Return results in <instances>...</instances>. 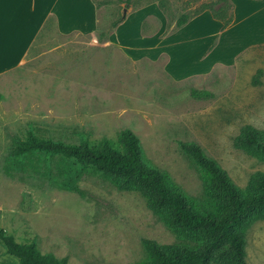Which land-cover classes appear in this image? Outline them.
<instances>
[{
    "label": "rangeland",
    "instance_id": "obj_1",
    "mask_svg": "<svg viewBox=\"0 0 264 264\" xmlns=\"http://www.w3.org/2000/svg\"><path fill=\"white\" fill-rule=\"evenodd\" d=\"M235 2L236 12L234 0H59L25 56L0 73V230L71 264H136L146 258L143 239L180 241L139 192L80 165L76 179L65 177L57 156L13 157L30 133L79 144L130 129L188 197L204 185L179 142H196L247 192L264 158L234 141L247 124L264 131V0ZM227 5L230 31L206 15L187 29L215 32L191 43L192 55L175 43L180 34L153 45L183 15ZM246 260L264 264V218L248 225ZM16 262L0 241V264Z\"/></svg>",
    "mask_w": 264,
    "mask_h": 264
},
{
    "label": "trees",
    "instance_id": "obj_2",
    "mask_svg": "<svg viewBox=\"0 0 264 264\" xmlns=\"http://www.w3.org/2000/svg\"><path fill=\"white\" fill-rule=\"evenodd\" d=\"M208 9L203 8L195 16ZM210 10L213 17L222 22L221 31L234 21L232 5ZM191 18L183 15L177 27H183ZM122 21V18L114 21L113 27ZM191 93L194 97L212 96L205 90L194 89ZM234 145L264 158V131L247 124L236 136ZM179 148L194 164L203 181L201 197H188L167 171L150 164L140 138L130 129L122 130L115 140L102 138L79 144L30 133L11 153L16 158L33 154L57 156L59 170L65 177L76 179L80 171L75 166L80 165L101 174L120 190L139 192L147 206L180 241L160 244L143 239L146 258L136 264H249L246 232L254 219L264 218V174H256L248 191L243 192L199 144L181 141ZM0 241L17 259L15 264H71L66 257L42 253L34 242H17L4 230H0Z\"/></svg>",
    "mask_w": 264,
    "mask_h": 264
},
{
    "label": "crops",
    "instance_id": "obj_3",
    "mask_svg": "<svg viewBox=\"0 0 264 264\" xmlns=\"http://www.w3.org/2000/svg\"><path fill=\"white\" fill-rule=\"evenodd\" d=\"M250 1H262V0H250ZM235 12L238 4L235 0ZM59 8V0H0V73L11 67V64L20 60L21 56L26 54V40L35 38L42 22L51 13H57ZM203 15L207 16V20L212 17L216 22V28L222 27V22L215 19L210 10H206L196 17L190 19V21L183 27L168 35L162 37L159 42H154L153 45L161 49V47H168L169 39L173 36L179 35V39L175 43H185L187 46L184 55H192L194 53L192 44L195 41H199L205 37H211L213 33H187L190 27H195L198 18ZM236 15V14H235ZM236 23V17L234 21L227 27L222 33L230 31ZM194 25V26H193ZM184 32V33H183ZM185 34V35H184ZM184 35V36H182ZM191 44V46L189 45ZM158 49V48H157ZM159 49V50H160ZM211 50L210 52H212ZM209 52V53H210ZM208 53V54H209ZM183 55V54H182Z\"/></svg>",
    "mask_w": 264,
    "mask_h": 264
}]
</instances>
